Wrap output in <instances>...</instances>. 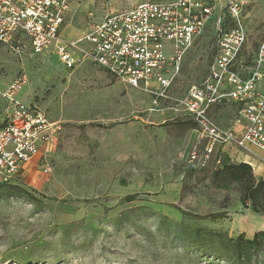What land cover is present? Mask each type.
Here are the masks:
<instances>
[{
    "label": "rangeland",
    "instance_id": "1",
    "mask_svg": "<svg viewBox=\"0 0 264 264\" xmlns=\"http://www.w3.org/2000/svg\"><path fill=\"white\" fill-rule=\"evenodd\" d=\"M146 1L73 0L63 36L78 40L109 10ZM249 6L246 57L264 39V0ZM220 15L183 59L172 96L208 77ZM19 73L28 80L20 100L64 129L46 154L50 173L36 158L0 188V264H264V245L236 248L240 236L264 233V215L245 209L237 188L207 187L225 158L202 169L198 152L191 162L197 135L170 102L157 108L143 91L88 66L70 70L53 53L1 49L0 93ZM5 106L0 98V125Z\"/></svg>",
    "mask_w": 264,
    "mask_h": 264
},
{
    "label": "built area",
    "instance_id": "2",
    "mask_svg": "<svg viewBox=\"0 0 264 264\" xmlns=\"http://www.w3.org/2000/svg\"><path fill=\"white\" fill-rule=\"evenodd\" d=\"M72 2L0 0V50L15 58L53 53L70 70L88 64L143 91L157 108L170 102L173 112L196 125L200 149L191 162L199 152V168H207L220 153L231 163L252 166L246 160L258 159L255 150L264 153V39L254 55L244 53L249 42L244 14L250 0H148L129 10H109L82 38L69 40L63 26ZM217 13L216 55L208 77L191 85L184 97L172 96L183 59ZM27 82L19 73L0 93L6 104L0 125V186L16 182L36 158L42 160L43 172L50 173L46 154L64 129L38 106L20 100ZM225 105L234 113L224 120L215 112ZM222 161L215 160L216 169Z\"/></svg>",
    "mask_w": 264,
    "mask_h": 264
},
{
    "label": "trees",
    "instance_id": "3",
    "mask_svg": "<svg viewBox=\"0 0 264 264\" xmlns=\"http://www.w3.org/2000/svg\"><path fill=\"white\" fill-rule=\"evenodd\" d=\"M191 125H196L192 122ZM222 166L214 170L210 176V183L207 187L219 191L237 188L241 193L242 206L247 209L248 203L251 204V209L255 213L264 215V180L258 179L252 166L246 163H231L228 158L222 161ZM15 183V182H14ZM6 184L5 186H10ZM5 186H0L4 188ZM135 197H130L128 200L132 201ZM214 218V216H209ZM262 246L264 245V233H256L253 241L245 240L240 236L236 241V248L240 251L245 246Z\"/></svg>",
    "mask_w": 264,
    "mask_h": 264
},
{
    "label": "crops",
    "instance_id": "4",
    "mask_svg": "<svg viewBox=\"0 0 264 264\" xmlns=\"http://www.w3.org/2000/svg\"><path fill=\"white\" fill-rule=\"evenodd\" d=\"M84 66H88V67H90V68H92L91 66H89L88 64H84ZM93 69V68H92ZM94 70H98V69H94ZM98 71H100V70H98ZM102 72V71H101ZM105 74V73H104ZM4 90V89H3ZM222 111H224V112H222V114H220L219 112L217 113V115L219 116V117H222V119H227V117H229V116H232L233 115V113H234V109L231 107V106H226L225 105V108L224 109H222ZM234 152H232V154H233ZM255 153L257 154V157L256 158H258V159H260V160H263L264 159V153H262V152H260V151H258V150H255ZM258 159H255V158H253V159H247L246 161L247 162H249L251 165H252V168L254 169V172H255V175H256V177L258 178V179H263L264 180V163L263 162H261L260 160H258ZM261 170V171H260ZM258 171H260V174L258 175L257 174V172Z\"/></svg>",
    "mask_w": 264,
    "mask_h": 264
}]
</instances>
